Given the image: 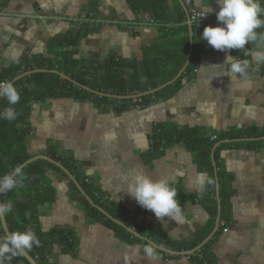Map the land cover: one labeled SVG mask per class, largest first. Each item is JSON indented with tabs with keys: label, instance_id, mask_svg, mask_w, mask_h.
Masks as SVG:
<instances>
[{
	"label": "crops",
	"instance_id": "crops-1",
	"mask_svg": "<svg viewBox=\"0 0 264 264\" xmlns=\"http://www.w3.org/2000/svg\"><path fill=\"white\" fill-rule=\"evenodd\" d=\"M92 1H11L0 10V69L31 55L53 56L51 38L76 27L78 20L86 17ZM193 1L197 10H213L212 19L204 28L220 25L217 0ZM87 17L92 31L79 46V54L91 60H103L111 54L142 60L144 46L159 37L158 25L150 16L134 11L126 0H99L97 13ZM250 47L253 50L256 45ZM229 55L237 57L232 50L218 51L206 41L195 77L185 81L172 98L149 106L130 103L124 110L114 111L111 105L99 107L94 101L68 97L34 104L29 152L46 155L53 149L72 154L85 176L97 180L112 202L130 211L132 222L154 224L175 241L192 240L210 218L201 203L187 201L181 205L186 222L176 224L168 217L157 219L126 188L137 173H144L153 179L167 178L173 186H182L187 194L199 195L196 181L204 172L183 143L168 148L162 155L153 154L150 135L158 123L201 125L214 137L222 131L251 125L264 128L263 64L254 63L247 78L231 80L224 75ZM222 157L235 176L236 193L229 231L215 240L213 251L219 264H264V147L226 148ZM47 181L56 189V200L41 211V227H70L79 237L75 255L57 246L48 256L52 263L150 264L144 248L152 246L122 241L110 228L90 221L84 207L73 198L64 174L49 171ZM158 256L154 264H195L190 255Z\"/></svg>",
	"mask_w": 264,
	"mask_h": 264
},
{
	"label": "trees",
	"instance_id": "trees-1",
	"mask_svg": "<svg viewBox=\"0 0 264 264\" xmlns=\"http://www.w3.org/2000/svg\"><path fill=\"white\" fill-rule=\"evenodd\" d=\"M11 1L13 0H0V10ZM126 2L134 11L148 14L152 22L158 25L159 37L150 45L144 46L142 60L119 57L115 54H111L103 60H91L79 54V46L92 31L86 18L97 13L99 0H93L87 10L86 17L78 20L76 27L63 35L51 38L50 47L53 56L31 55L26 60L12 61L0 69V82L12 81L19 74L31 70H49L35 72L14 83L20 93V101L17 105H9L6 98H2L0 101V177L9 173L17 165L36 156L29 152V138L33 131L30 119L34 104L49 99L68 97L79 101H94L99 107L111 105L112 110L122 111L128 107L127 105L132 102L133 98L119 99L115 96H136L141 99V105L149 106L159 100L172 98L183 87L185 81H190L195 77V71L199 66L200 51L206 43L202 38L203 25H193L191 36L188 14L179 0H126ZM261 4L264 5V1H261ZM191 41H193L192 57L182 76L173 84L154 94L140 96V94L171 81L178 75L186 64ZM250 48L249 45L248 50ZM232 52L239 58L249 59L239 50H232ZM52 70L61 71L78 83L108 95L89 92ZM262 73L264 74V64ZM120 101L124 105H120ZM7 107H14L19 113L17 120L8 121L3 118L2 114ZM259 137H264V128L256 125L222 131L214 137L201 125H178L172 122L156 124L150 135L151 149L154 155H162L168 148L183 143L194 154L200 171L215 181L214 185L207 186L203 198L199 195L187 194L182 186H174L179 191L178 199L181 205L187 201L199 202L210 215L207 224L197 232L194 239L188 241L172 240L154 224L132 222L130 211L125 206L112 202L109 196L103 193L97 180L85 176L72 154L58 153L52 149L46 153V156L64 165L76 177L95 204L106 210L112 217L136 229L141 235L153 240L158 245L175 251H186L197 247L216 227L219 213L218 182L220 184L221 222L225 221L228 226L233 219L232 199L236 193L235 176L228 171L222 151L231 147L262 148L264 139L240 141L244 138ZM224 140L230 141L223 142L216 147L215 166L212 159L213 149L217 143ZM24 171L27 176L24 185L7 194H2V202L11 201L13 203V211L7 217L11 231H25L31 228L41 240V246H34L33 250L29 252L38 264H54L48 256L54 252L57 246L61 247L63 252L71 255L77 253L79 246L78 233L74 229L54 227L44 230L40 225L41 211L50 207L56 200V189L47 181L49 171L60 172L66 176L73 198L84 207L90 221L99 222L110 228L114 231L115 236L122 241L151 246L149 242L134 236L125 227L93 206L56 164L39 159L24 167ZM42 184L45 186L43 187ZM224 226L220 223L219 229L210 241L195 254L189 256L192 262L195 264H219L212 246L223 232ZM2 236V224H0V237ZM157 252L164 257H178L159 249ZM12 264L31 263L23 256L13 258Z\"/></svg>",
	"mask_w": 264,
	"mask_h": 264
},
{
	"label": "clouds",
	"instance_id": "clouds-1",
	"mask_svg": "<svg viewBox=\"0 0 264 264\" xmlns=\"http://www.w3.org/2000/svg\"><path fill=\"white\" fill-rule=\"evenodd\" d=\"M220 11L217 19L220 25H211L204 28L203 40L218 51L239 50L245 57L239 58L231 55L225 60V73L231 78H247L249 70L256 65L264 64V5L261 0H217ZM204 11L211 14L210 7ZM199 17V19L203 16ZM249 45H256L253 50H248ZM0 98H6L9 105H17L20 101V93L11 81L0 82ZM3 118L15 121L19 113L14 107H7L3 112ZM111 138H115L112 135ZM27 176L23 165H17L9 173L0 177V193L7 194L24 185ZM199 196L203 198L208 185H214L215 181L206 174L201 173L197 177ZM127 193L133 197L140 206L154 212L159 220L165 217L175 221L176 224L186 222L183 209L178 199L179 191L167 178L153 179L144 174L137 173L128 183ZM13 211V203L0 202V224H3L4 235L0 237V264H12L15 257L26 256L33 247H40L41 240L36 232L28 228L25 231H7V217ZM30 215V213H28ZM145 258L154 264L159 260L157 249L144 248Z\"/></svg>",
	"mask_w": 264,
	"mask_h": 264
},
{
	"label": "water",
	"instance_id": "water-1",
	"mask_svg": "<svg viewBox=\"0 0 264 264\" xmlns=\"http://www.w3.org/2000/svg\"><path fill=\"white\" fill-rule=\"evenodd\" d=\"M182 4V6L184 7L185 11L187 12L188 14V21H189V18H190V13H189V9L188 7L186 6V4L184 3L183 0H179ZM190 25V28H191V36H192V24L189 23ZM192 52H193V41H191V48H190V51H189V54H188V58H187V61H186V64L185 66L180 70V72L178 73V75L173 78L171 81L157 87V88H154V89H151L149 90L148 92L144 93V94H140V96L142 95H147V94H154L162 89H164L165 87L173 84L178 78H180L182 76V74L185 72L187 66L189 65L190 63V60H191V57H192ZM40 71H49L47 69H36V70H31V71H28V72H24L22 74H19L14 80H12L11 82L15 83L16 81L20 80L21 78L25 77V76H28V75H31L35 72H40ZM52 72H55V73H58L60 74L63 78L67 79V80H70L72 82H74L75 84H77L78 86H80L81 88L89 91V92H92L94 94H98V95H108V94H104V93H101L99 91H95L93 90L92 88H90L89 86H86V85H82L80 83H78L77 81H75L74 79H72L70 76L66 75L65 73L61 72V71H58V70H52ZM119 99H131V98H137L136 96H115ZM2 98H0V101H1ZM264 137H259V138H244V139H241L240 141H253V140H263ZM230 140H224V141H221L219 143H217L213 149V153H212V159H213V163L214 165L216 166V161H215V149L216 147H218L221 143L223 142H228ZM39 159H44V160H47L51 163H54L56 164L57 166H59L67 175L68 177L70 178V180H72L75 185L78 187L79 191L81 192V194L83 196L86 197V199L95 207H97L103 214H105L107 217L111 218L112 220H114L116 223H118L119 225L125 227L129 232H131L134 236L140 238V239H143V240H146L147 242H149V244L159 250H162L168 254H171V255H193L195 254L198 250L201 249V247H203L207 242L210 241V239L214 236V234L216 233V231L219 229V226H220V223H221V199H220V184L219 182L217 183V198H218V203H219V213H218V217H217V222H216V227L215 229L213 230V232L207 237L205 238L197 247H195L194 249H191V250H186V251H175V250H171V249H168V248H165L161 245H158L156 242H154L153 240L149 239V238H146L145 236L141 235L136 229L134 228H131L129 226H127L126 224H124L123 222L115 219L114 217H112V215H110L106 210H104L103 208L97 206L95 204V202L93 201V199L86 193V191L83 189V187L81 186V184L78 182V180L76 179V177L64 166L62 165L60 162H57L56 160H54L53 158L49 157V156H46V155H36L32 158H30L29 160H27L26 162H24L23 165L24 167H26L28 164L36 161V160H39ZM0 202H2V193H0ZM7 231L8 232H12L9 228V225H8V222H7ZM4 231H3V224H2V235H4ZM25 258L31 263V264H38L37 261L35 260V258L30 254L28 253Z\"/></svg>",
	"mask_w": 264,
	"mask_h": 264
},
{
	"label": "built area",
	"instance_id": "built-area-1",
	"mask_svg": "<svg viewBox=\"0 0 264 264\" xmlns=\"http://www.w3.org/2000/svg\"><path fill=\"white\" fill-rule=\"evenodd\" d=\"M183 1L186 4V6L188 7V9H189L190 18H189L188 22L191 23L192 25L202 26L206 22H208V21H210L212 19V16L208 12L195 9L193 0H183ZM206 14H209V15L203 16V17H201L199 19L200 16L206 15ZM120 103H123V102L120 101ZM140 103H141V99L140 98H133V100L131 102V104L137 105L138 107L141 106ZM221 223L223 225H225L224 229H223V232H228L229 228H228V226H226V222L222 221Z\"/></svg>",
	"mask_w": 264,
	"mask_h": 264
}]
</instances>
